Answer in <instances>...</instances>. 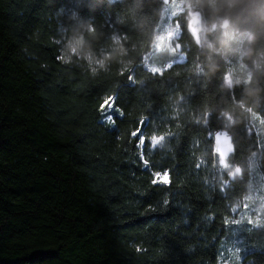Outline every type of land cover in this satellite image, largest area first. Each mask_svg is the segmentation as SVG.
Here are the masks:
<instances>
[{"label": "trees", "instance_id": "1", "mask_svg": "<svg viewBox=\"0 0 264 264\" xmlns=\"http://www.w3.org/2000/svg\"><path fill=\"white\" fill-rule=\"evenodd\" d=\"M233 248L264 264V0H0V264H222Z\"/></svg>", "mask_w": 264, "mask_h": 264}, {"label": "water", "instance_id": "2", "mask_svg": "<svg viewBox=\"0 0 264 264\" xmlns=\"http://www.w3.org/2000/svg\"><path fill=\"white\" fill-rule=\"evenodd\" d=\"M165 4L168 5V0H165ZM229 25V21L226 20L223 23L222 28L225 29ZM203 28L202 15L196 13L194 15L193 21L189 24V32L195 41H200V31ZM177 51L180 52L181 49L178 46ZM235 155V146L233 141L227 131H219L214 134V157L219 160L221 167L225 168L227 166L228 160ZM240 175V170H237ZM234 176V175H233Z\"/></svg>", "mask_w": 264, "mask_h": 264}, {"label": "rangeland", "instance_id": "3", "mask_svg": "<svg viewBox=\"0 0 264 264\" xmlns=\"http://www.w3.org/2000/svg\"><path fill=\"white\" fill-rule=\"evenodd\" d=\"M178 31L177 30H175V29H171L169 32H167L166 34H165V36L164 35H161L160 37H159V39H158V48L159 49H162L163 47H167V48H169V50H171V51H173V50H175V48H176V46L178 45V42H177V38H176V36H175V34L177 33ZM162 37H164V39H162ZM183 56V55H182ZM182 59H184V56H183V58ZM150 69L152 70V71H158V69L157 68H154V67H150ZM160 176V175H159ZM159 176H157L158 177V179H159ZM257 197H255L254 199L253 198H251V199H249V201L247 202V204L250 202V201H255V199H256ZM260 201H261V199H258V202L257 203H260ZM259 205H257V210L259 209ZM262 210V209H261ZM259 212H260V209L258 210ZM235 247H236V245H235ZM238 251V249H236V248H233V249H229V253H230V257L228 258V260H225L222 264H232V260H235V259H237V256L234 254V252H237Z\"/></svg>", "mask_w": 264, "mask_h": 264}, {"label": "clouds", "instance_id": "4", "mask_svg": "<svg viewBox=\"0 0 264 264\" xmlns=\"http://www.w3.org/2000/svg\"><path fill=\"white\" fill-rule=\"evenodd\" d=\"M196 43H197L198 46H200L201 41H196ZM204 43L207 44V48L209 49L210 52L219 51L218 49L215 48V46L213 44L207 42V38L206 37H205ZM209 67H210L211 71H213V72H215L217 70L215 65H210ZM225 84H226V86L231 87V84L227 80L225 81ZM222 115L227 116L228 113L225 112V113H222ZM197 122H199V121H197ZM230 175H231V173H230ZM236 175H239V172H237ZM233 179H235V176H233Z\"/></svg>", "mask_w": 264, "mask_h": 264}, {"label": "snow or ice", "instance_id": "5", "mask_svg": "<svg viewBox=\"0 0 264 264\" xmlns=\"http://www.w3.org/2000/svg\"><path fill=\"white\" fill-rule=\"evenodd\" d=\"M186 28H187V25H186ZM179 35H180L179 32H177V33L175 34V36H176V38H177V42H178V37H179ZM162 39H164V37H162ZM73 52H75V49H73ZM117 114L119 115V113H117ZM137 137L140 138V137H139V134H138ZM169 177H170V173H164L163 175H160V176H159V182H160V183H163V184H165V185H167L168 182H169V180H170Z\"/></svg>", "mask_w": 264, "mask_h": 264}, {"label": "flooded vegetation", "instance_id": "6", "mask_svg": "<svg viewBox=\"0 0 264 264\" xmlns=\"http://www.w3.org/2000/svg\"><path fill=\"white\" fill-rule=\"evenodd\" d=\"M200 33H203V28H202V30L200 31ZM200 35V34H199Z\"/></svg>", "mask_w": 264, "mask_h": 264}]
</instances>
